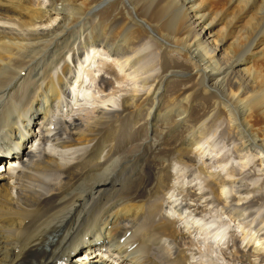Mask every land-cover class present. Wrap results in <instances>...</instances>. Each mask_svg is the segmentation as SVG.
<instances>
[{
  "label": "bare ground",
  "instance_id": "obj_1",
  "mask_svg": "<svg viewBox=\"0 0 264 264\" xmlns=\"http://www.w3.org/2000/svg\"><path fill=\"white\" fill-rule=\"evenodd\" d=\"M217 117L242 155L213 166ZM5 162L0 264H221L233 235L211 203L239 228L232 254L264 261V220L240 219L258 188L229 196L253 162L264 201V0H0ZM188 164L211 199L176 192Z\"/></svg>",
  "mask_w": 264,
  "mask_h": 264
},
{
  "label": "rangeland",
  "instance_id": "obj_2",
  "mask_svg": "<svg viewBox=\"0 0 264 264\" xmlns=\"http://www.w3.org/2000/svg\"><path fill=\"white\" fill-rule=\"evenodd\" d=\"M142 53H143V56H148V55H149V56L147 57L148 60H151V59H152V58L150 57V54L144 55L145 53H147L146 51H145V52L143 51ZM142 53H141V55H142ZM149 57H150V58H149ZM143 61H144V64H145V60H142L141 62H143ZM141 65H143V63H141ZM100 73H102V72L100 71ZM100 73H99V74H100ZM93 82H94V83H93ZM93 82H92V84H93V85H92L93 90L95 89L96 91H98V90H99V87H98V81H97V83H96V80L93 81ZM124 85H125V84H124ZM124 85H123V86H124ZM96 88H97V89H96ZM215 119H217V120H215ZM215 119H213V122H212L211 125L213 126V128L215 127V128H214V129H215V130H214V133H216V135H214V136H215L216 138L214 137L215 140L212 141V143H213L214 145L217 143L216 145H217V148H218L219 150H220V147H221V149H222V148H225L226 150L222 149V150L225 151V153H224V151H222V150H221V151H222L225 155L227 154V156L224 157V154L221 153V151H219V155H216V156L213 155V158H212L211 160H208L210 163H209V162H208V163H209V165H210V164L213 165V164L215 163L213 166H218V165H220L221 162H224L225 159H226L228 162H231V163H232L233 161L238 160V158L242 155V153H240V154H239L240 156H238V153L236 154L234 151H232V150H234V149L232 148V144H231L232 142H231V140H230L231 137L229 138L228 132H226V131H227V126H226L225 122H223L222 124H220V121L223 120V119L220 118V119H221V120H220L219 117H217V118H215ZM218 120H219V121H218ZM216 122H217V123H216ZM221 122H222V121H221ZM215 123H216V124H215ZM219 124H220V126L218 127ZM223 124H224V125H223ZM216 125H217V126H216ZM212 126H211V127H212ZM219 128H220V129H219ZM224 128H225V130H224ZM218 129H219V132H218V134H217L216 130H218ZM220 130H221V131H220ZM224 131H225V132H224ZM222 133H223V135L220 136ZM217 135H218V136H217ZM219 137H220V138H219ZM222 137H223V138H222ZM224 137H225V138H224ZM221 138H222L223 140H222ZM228 138H229V139H228ZM216 139H217V140H216ZM228 140H229V141H228ZM223 141H224L225 143H224ZM220 142H221L222 145L219 146V143H220ZM230 144H231V145H230ZM224 145H225V146H224ZM218 146H219V147H218ZM223 146H224V147H223ZM228 146H230V147H228ZM227 147L229 148V150H228ZM230 149H231V152H232V153L234 152V153H233L234 155H233L232 153L229 154V155H231V157L228 156V153H230V152H227V150L230 151ZM235 154H236V155H235ZM221 155H222V156H221ZM218 156H220V157H218ZM236 156H238V157H236ZM216 157H217V158H216ZM226 157H227V158H226ZM224 158H225V159H224ZM233 158H234V159H233ZM222 159H223V160H222ZM231 159H233V161H232ZM235 159H236V160H235ZM217 162H219V164H218ZM252 163H253V162H252ZM252 163H250L249 165H247V167H245L244 170H241V169L238 167V164H237V163H233L234 165L232 164V167H234L233 169H236V173H237L236 177H237V178L240 177V178H238V180H237V185H238L237 187H238V190H237L236 188L233 189V190H231V193H230L229 196L232 198L234 193H236V192H238V191H240V190H243V186H242V185H243L244 183H245V184L247 183L246 185H247V187L249 186L248 188H249L250 190H253V189H255V188H258V189H256V191L258 190L257 192H260V193L255 192L256 194H255V196H254V199L257 200V203H256V202H255L256 204L254 203L255 205H252V204L250 203V199L248 200V201H249V205L247 204V206H248L250 209H249V208L247 209L246 214H245L246 216H241V217H240V219H242L243 222L246 221V219L248 220L247 222H249V219H250V221H251V219H252V220H257V219H258L260 222L264 220V212H263V213H262V212H261V213H258V212H259L258 209L260 210V208H261V211L264 210V205H263V204H264V201L258 200V199L261 198V197H260L261 194H262L261 192H263L262 190H259V189H260V185H259V184H261V182H260L261 180H257V179L253 176V175L256 174L257 172L255 173V172L252 170L253 167H254V166H252L254 163H253V164H252ZM228 164H229V163H228ZM188 165H191V166H189V167L187 168L186 166L182 165V166H180L181 168L179 167V169H178V168L176 169V172L178 171V173H180V175H179L178 173L175 172V178H177V180H179V182H180V184H181V185H180V184L178 185L179 187L177 186V189H178V188H179V189H178L176 192H177L178 194H181V195L184 194V195H183V198H184L185 194H188V195H186V196H187L186 198H187L188 200L190 199V201H187L186 198H184V199H186L187 203L189 202V204H190V202H191L192 199H194V200H192V202H193V201L196 202L197 200H200L202 194H204V193H205L204 196L209 195V196H207V197H210L209 199H211L212 196L210 195L211 193L209 192V191H210L209 188H210V186L212 187V184H210V182H211L210 179L207 178L206 176H204L203 173H198L200 170H199V169L197 170V168H198L200 165H198V167H197V165H195V164H193V165H192V164H188ZM229 165H230V164H229ZM249 166H250V168H249L250 171H249V169H248ZM194 167H195V168H194ZM196 167H197V168H196ZM229 167H231V165H230ZM251 167H252V168H251ZM190 168H191V169H190ZM193 169H194L196 172H195ZM217 169L220 170L219 168H216V170H217ZM227 169H228V168H227ZM229 169H230V168H229ZM187 170H188V171H187ZM247 170H248L249 172H247ZM179 171H181V172H179ZM197 171H198V172H197ZM245 171H246V172H245ZM186 172H187V175H186ZM192 172H194V174H193ZM200 172H201V171H200ZM224 172H225V171H224ZM224 172H223V171H222V172H221V171H219V172L216 171V175H218L217 177H219V178H220V176L222 177V178L220 179L221 181L225 179V180H226V185L229 186V182H228L229 179L226 178V175H225ZM238 172H239V173H238ZM244 172H245V173H244ZM252 172H253L254 174H253ZM196 173H197L198 175H202V174H203V176H204L206 179H205V178H202L203 176H202V177L200 176L201 178H199V176L196 175ZM217 173H219V174H217ZM221 173H222V174H221ZM223 173H224V175H223ZM243 173H244L245 175H244ZM246 173H247L248 175H247ZM177 174H178V176H176ZM190 174H191V175H190ZM188 175L193 176V177H190V176H188ZM216 175H215V177H214L215 179H217V181L214 179L215 185L218 184V183H220V180H218V178L216 177ZM222 175H223V176H222ZM195 176H196V177H195ZM224 176H225V177H224ZM244 176H245V177H244ZM249 176H250V177H249ZM182 177H183V178H182ZM248 177H249V178H248ZM180 178H182V179L180 180ZM185 178H186V179H185ZM188 178H189V179H188ZM196 178H197V179H196ZM198 178H199V179H198ZM237 178H236V179H237ZM247 178H248L249 180H248ZM183 179H185V181H184ZM191 179H192V180H191ZM239 179H242V180H240L241 182L239 181ZM255 179L257 180L258 184H257V182H255V181H256ZM187 180H189V181H187ZM194 180H195V181H194ZM196 180H197V181H196ZM198 180H199V181H198ZM203 180H204V181H203ZM205 180H206V181H205ZM254 180H255V181H254ZM182 181L185 182L184 185L182 184V183H183ZM244 181H248V182H244ZM251 181H252V182L254 181L253 184H252ZM181 182H182V183H181ZM193 182H194V185H193ZM196 182H197V183H196ZM202 182H203V183H202ZM249 182H250V184H249ZM187 183H190L191 185H190V184H187ZM206 183H209V184H206ZM241 183H243V184H241ZM197 184H200V185H197ZM240 184H241V186H240ZM248 184H249V185H248ZM255 184H256V185H255ZM205 185H206V186H205ZM209 185H210V186H209ZM250 185H251V187H250ZM194 186H195V187L197 186V187L195 188ZM227 186H226V187H227ZM182 187H183V188H182ZM191 187H192V188H191ZM199 187H200V188H199ZM208 187H209V188H208ZM240 187H241V188H240ZM253 187H254V188H253ZM180 188H182V189H180ZM206 188H207V189H206ZM239 188H240V189H239ZM251 188H252V189H251ZM183 189H184V190H183ZM191 189H192V190H191ZM197 189H198L199 191H198ZM181 190H183V191H181ZM201 190H202V191H201ZM203 190H204V191H203ZM179 191L182 192L183 194L180 193ZM186 191H187V192H186ZM188 192H189V193H188ZM198 193H199V194H198ZM200 193H201V195H200ZM252 194H253V193H252ZM257 194H258V195L260 194V195L258 196ZM192 196H193V197H192ZM194 196H195V197H194ZM196 196H197V197H196ZM189 197H190V198H189ZM257 197H258V198H257ZM197 198H198V199H197ZM204 198H205V197H204ZM205 199H206V198H205ZM203 201H204V200H201V202H203ZM192 202H191V204H194V203H195V202H193V203H192ZM183 203H184V202H183ZM234 203H235V202H231V204H234ZM259 203H260L261 205H263V206H260ZM262 203H263V204H262ZM204 204H205V203H203V205H204ZM231 204H228V207H229L230 209H231ZM250 204H251V207H250ZM258 204H259V205H258ZM203 205H202V206H203ZM211 205H212V206H211ZM211 205H210V204L208 205V207H209L210 209L207 208L206 204L204 205V206H206V208L203 206L202 209H203L205 212L203 211V212L201 213V216L204 215V217H205L204 220H205V221H207V222H210V221H211V222L215 223L214 226L212 227L213 229L216 228L218 225H220V223L222 224V222L224 221L223 224H225L226 226L228 225V227H227V229H228L227 232L230 231V233H228L227 236L229 237V236H232V235H233L232 237H230L231 240H229V238H227L230 242H228V240L225 238L224 242H222V246H221V244L218 245V247L215 246L217 249L215 248V254H214L212 260H213L214 262L221 263V264H227V263H228V264H235V263L237 264V262H239V261H240V262H239L238 264H246V263H247V264H250V262L248 261V257H250V256H248V257H247V256H241V255L239 254V256L242 257V259H241V258H238V255H237V256H234V254H232V253L237 252V250H236V248H237L236 245H235V247H234V244H232V243L235 242V243L237 244V246L239 247V249H241V247L244 246V244H243L242 241H241V236H240V232H239V230H238V229H239L238 226H236V224H235V227H234L233 225H230V224H229V223H231V222H230L231 220H229L230 217H229V216H226V215H225L226 212L224 213V211L221 210V208H220L221 205L216 206L217 204H215V203H213V204L211 203ZM257 205H258V206H257ZM255 206H257L258 209H256L257 207H255ZM259 206H260V207H259ZM185 207L187 208L188 206H185ZM212 207H215L216 209L218 208V211L215 210V208H212ZM252 207H253V208H252ZM219 208H220V210H219ZM207 209H208V210H207ZM212 209H213V210H212ZM252 209H253V212L251 211ZM249 210H250V211H249ZM256 210H257V213H258V214L256 213ZM222 211H223V212H222ZM254 211H255V212H254ZM212 212H213V214H212ZM214 212H215V213L218 212L219 214H218V213L215 214ZM240 212H241V210L238 208V209H237V214L240 215ZM247 212H248V213H251V212H252V213L249 215ZM205 213H206V214H205ZM208 213H209V214H208ZM221 214H223V216H222ZM247 214H248V215H247ZM260 214H261L263 217H262ZM208 215H209V216L211 215V217H208ZM212 215H213V216H212ZM217 215H219V216H217ZM220 215H221V216H220ZM224 215H225V216H224ZM227 215H228V214H227ZM254 215H255V216H258L259 218H258V217H253ZM197 216L200 217L199 214H198ZM214 216H215V217H214ZM216 216H217L218 218H217ZM247 216H248L249 218H247ZM209 218H210L211 220H210ZM214 218H215L216 221L214 220ZM226 218H227L229 221H228ZM244 218H245V219H244ZM212 219H213V220H212ZM219 219H220V220H219ZM225 219H226L227 222L225 221ZM261 219H262V220H261ZM209 220H210V221H209ZM218 220H219V221H218ZM222 220H223V221H222ZM258 220H257L255 223H258ZM255 223H254V224H255ZM254 224H253V225H254ZM229 225H230V226H229ZM237 225H238V224H237ZM253 225H252V227H253ZM215 226H216V227H215ZM231 226H232V228H231ZM234 228H235V229H234ZM230 229H231V230H230ZM232 229H234L235 232H234V230H232ZM236 232H237V233H236ZM234 233H236V235L239 233V234H238V235H239L238 238H237V236L234 237V235H235ZM185 234H186V233H185ZM186 235H187V234H186ZM232 238H234L235 241H232V240H233ZM239 238H240V239H239ZM237 239H238V241H236ZM178 241H180L181 244H184V242L187 243L188 241H190V238H188V239H184V241H183V239L180 238V239H178ZM239 241H240V242H239ZM240 243H241V245L239 246ZM224 244H226L225 247H224ZM231 245H232V246H231ZM242 245H243V246H242ZM205 247H206V250H209V249H207V248H208L207 245H205ZM229 247H230V248H229ZM221 248H222V249H221ZM228 248H229V249H228ZM233 248H234V249H233ZM227 249H228V250H227ZM219 250H220L221 252H219ZM242 250H244V249L242 248ZM230 251H231V252H230ZM78 252H79V251H78ZM78 252L75 253V254H73L72 257L78 256ZM216 252H217L218 254H217ZM221 253H222V256H221ZM231 255H233V256L231 257ZM220 256H221V257H220ZM214 257L217 258L216 261L214 260V259H215ZM223 257H224L225 259H224ZM235 257H236V258H235ZM234 258H235V260H234ZM243 258H244V259H243ZM231 259H232V260H231ZM236 259H237V260H236ZM245 259H246L247 261H246ZM250 259H252V258H250ZM217 260H218V261H219V260H222L223 263H222L221 261L218 262ZM242 260H243V261H242ZM259 260H260L261 262H260ZM224 261H225V262H224ZM244 261H245V262H244ZM234 262H235V263H234ZM257 262H258V263L260 262L259 264H264V261H262V258L258 259ZM262 262H263V263H262Z\"/></svg>",
  "mask_w": 264,
  "mask_h": 264
}]
</instances>
